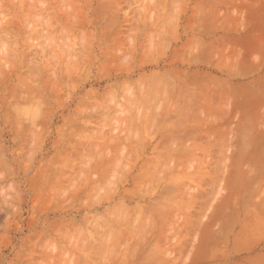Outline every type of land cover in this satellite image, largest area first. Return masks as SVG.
I'll return each instance as SVG.
<instances>
[{
  "label": "rangeland",
  "instance_id": "1",
  "mask_svg": "<svg viewBox=\"0 0 264 264\" xmlns=\"http://www.w3.org/2000/svg\"><path fill=\"white\" fill-rule=\"evenodd\" d=\"M263 193L264 0H0V264H182Z\"/></svg>",
  "mask_w": 264,
  "mask_h": 264
},
{
  "label": "crops",
  "instance_id": "2",
  "mask_svg": "<svg viewBox=\"0 0 264 264\" xmlns=\"http://www.w3.org/2000/svg\"><path fill=\"white\" fill-rule=\"evenodd\" d=\"M237 209L240 216L231 228H212L208 238L199 240L203 248L197 247L182 264H264V193L258 200L239 203Z\"/></svg>",
  "mask_w": 264,
  "mask_h": 264
},
{
  "label": "bare ground",
  "instance_id": "3",
  "mask_svg": "<svg viewBox=\"0 0 264 264\" xmlns=\"http://www.w3.org/2000/svg\"><path fill=\"white\" fill-rule=\"evenodd\" d=\"M211 95H212V94H211ZM210 98H211V97H210ZM214 99H215V98H214ZM215 100H216V99H215ZM213 102H214V101H213ZM216 102H217V101H216ZM216 102H215V103H216ZM187 104H188V103H187ZM187 106H188V105H187ZM185 107H186V106H185Z\"/></svg>",
  "mask_w": 264,
  "mask_h": 264
}]
</instances>
